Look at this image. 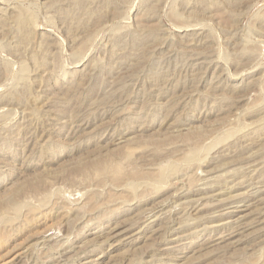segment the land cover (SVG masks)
Masks as SVG:
<instances>
[{
	"label": "rangeland",
	"instance_id": "rangeland-1",
	"mask_svg": "<svg viewBox=\"0 0 264 264\" xmlns=\"http://www.w3.org/2000/svg\"><path fill=\"white\" fill-rule=\"evenodd\" d=\"M263 200L264 0H0V264H264Z\"/></svg>",
	"mask_w": 264,
	"mask_h": 264
},
{
	"label": "bare ground",
	"instance_id": "bare-ground-1",
	"mask_svg": "<svg viewBox=\"0 0 264 264\" xmlns=\"http://www.w3.org/2000/svg\"><path fill=\"white\" fill-rule=\"evenodd\" d=\"M204 62V61H203ZM73 66H77V64L76 65H73ZM263 151V150H262ZM261 200V199H260ZM260 200H259V202H260ZM263 202H264V200H263ZM262 203V202H261ZM257 204V203H256ZM255 204V205H256ZM259 204V203H258ZM254 205V206H255ZM260 205V204H259ZM259 205H257V206H259ZM256 206V207H257ZM236 208H239V212H245V209H248V205H246V204H241V205H237V206H235ZM261 207V206H260ZM259 207V208H260ZM254 208V207H253ZM250 209H252V208H250ZM262 209H264V208H262ZM216 210V209H215ZM254 210V209H253ZM249 211H251V210H249ZM164 212V211H163ZM246 212H248V210L246 211ZM252 212V211H251ZM255 212V211H254ZM253 213V212H252ZM258 213V212H257ZM261 213H262V211H261ZM249 214V213H248ZM251 214V213H250ZM259 214V213H258ZM261 215V214H260ZM263 215H264V213H263ZM254 216H256V215H254ZM262 216V215H261ZM237 217V216H236ZM245 217H246V214H243V215H240L238 218H235V219H230L228 222L229 223H234V222H236L237 221V223H241V221L240 220H244L245 219ZM149 218V217H148ZM258 218H259V216H258ZM258 218H256V219H258ZM263 218V217H262ZM146 219V218H145ZM151 219V218H150ZM260 220H262L261 218H259V221ZM252 221V220H251ZM250 221V222H251ZM258 220H257V222H259ZM250 224V223H249ZM256 224V223H255ZM252 225V224H251ZM241 226H242V224H241ZM239 227V226H238ZM246 227H248V226H246ZM112 230V229H111ZM119 232H121V231H119ZM238 233V232H237ZM117 236V235H116ZM134 236V235H133ZM101 237V236H100ZM107 237V236H106ZM128 237V236H127ZM113 238V237H112ZM108 240V239H107Z\"/></svg>",
	"mask_w": 264,
	"mask_h": 264
}]
</instances>
